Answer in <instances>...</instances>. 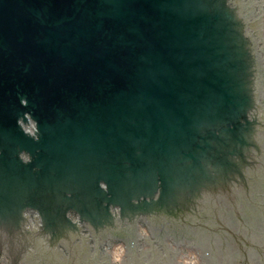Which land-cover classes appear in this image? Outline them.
Instances as JSON below:
<instances>
[{"label":"water","instance_id":"1","mask_svg":"<svg viewBox=\"0 0 264 264\" xmlns=\"http://www.w3.org/2000/svg\"><path fill=\"white\" fill-rule=\"evenodd\" d=\"M144 223L127 264H264V0H0V264Z\"/></svg>","mask_w":264,"mask_h":264}]
</instances>
